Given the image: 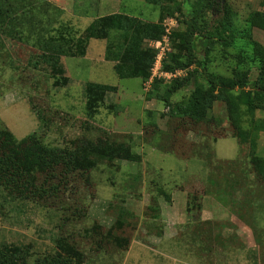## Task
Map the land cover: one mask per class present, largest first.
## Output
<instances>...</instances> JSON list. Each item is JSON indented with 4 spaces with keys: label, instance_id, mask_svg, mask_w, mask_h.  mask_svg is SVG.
<instances>
[{
    "label": "rangeland",
    "instance_id": "obj_1",
    "mask_svg": "<svg viewBox=\"0 0 264 264\" xmlns=\"http://www.w3.org/2000/svg\"><path fill=\"white\" fill-rule=\"evenodd\" d=\"M45 1L61 10L59 19L77 36L92 21L112 14L156 24L161 33L142 41L143 50L153 53L148 78H120L116 73V61L107 59V50L115 41H122L124 34L112 29L107 39H88L83 56L61 58L57 87L53 86L56 78L45 65H34L39 51L23 41L3 38L0 127L18 141L37 132L44 142L60 148L71 146L74 140L105 139L114 143L115 153L112 159H98L88 173L68 176L70 184L62 188L56 200L51 198L43 204L0 200V247L31 245L37 257L53 253L56 238L66 235L72 236L76 247L84 252L83 264H122L126 244L122 243V248L115 245L117 241L100 243L101 236L91 228L99 224L105 233L114 226L116 238L146 242L149 233H161V203L166 204V196L174 190H187L188 196L194 197L190 200L194 222L187 231H179L188 246L180 249L211 254L213 264H264V179L253 174L249 146L225 138L233 133L226 95L214 101L208 111L209 121L199 124L176 117L172 104L146 98L153 89L162 94L163 88L176 80H186V86L171 97L172 103L188 97L196 86L208 87L211 81L226 86L233 96L242 98V125L256 124L253 126L259 131L252 135L262 146L257 155L263 156L261 59L258 57V63L251 57L258 47L264 50V0H223L232 11L229 34L233 42L222 47L212 40L206 52L199 36L211 28L216 17L205 14L198 0H159L160 4L147 0ZM170 19L175 21L168 35L170 51L165 53L161 69L182 73L173 78L153 76L159 52L154 42L162 40ZM177 47L182 51L179 66L172 57ZM166 65L174 68L165 69ZM211 73L222 76L223 84L213 80ZM234 82L238 83L234 86ZM89 83L114 87L90 117ZM219 87L217 95L221 93ZM248 94L252 96L251 106L243 104ZM198 164L205 167V174L197 173ZM82 200L87 214L84 221H75L73 212ZM122 210L130 215L125 214L122 223L116 225ZM210 216L211 220H201Z\"/></svg>",
    "mask_w": 264,
    "mask_h": 264
},
{
    "label": "trees",
    "instance_id": "obj_2",
    "mask_svg": "<svg viewBox=\"0 0 264 264\" xmlns=\"http://www.w3.org/2000/svg\"><path fill=\"white\" fill-rule=\"evenodd\" d=\"M147 1L160 4L159 0ZM198 3L205 14L209 13L216 17L211 28H205V34L199 36L201 47L206 52L212 40L222 47L230 45L233 42V35L229 34L232 19L230 7L223 0H198ZM164 9L163 7V13H166ZM60 15L61 10L45 0H0V43L4 37H11L39 51L34 65H45L52 77L56 78L53 86L57 87L58 76L62 73V57L83 56L88 39H107L112 29L122 30L124 34L122 41H115L111 49L107 50V59L116 61L114 67L120 78L143 80L148 78L149 63L153 53L152 55L147 54L141 45L145 38L160 35L161 28L158 25L145 23L138 18L122 14H112L92 21L84 32L77 36L70 26L61 22ZM182 48L188 49L186 45ZM181 52V47H177L176 53L172 55L177 66L181 61L179 55ZM258 57L261 59L259 80L264 87V50L259 47L257 53L252 54L251 59L259 63ZM184 65L187 64L183 63ZM173 68L168 65L165 67V69ZM210 76L213 80L223 84L222 76L212 73ZM185 81L176 80L167 84L162 94L155 93L153 89L146 98L156 99L166 105L172 104V112L176 117L188 118L199 124L209 121L208 111L214 101L218 98L223 99L226 95L227 103H229L227 118L233 127L232 136L237 138L241 145L249 146L253 174L264 179V155H257L258 143L252 135L259 130L253 126L256 124L242 125L244 114L239 107L241 103L239 100L242 98L233 96L232 91L223 85H221V93L215 94L220 85L211 81L208 87L196 86L188 97L172 103L171 97L186 86ZM157 83L154 86H157ZM237 83L234 82L232 85L235 86ZM113 88V86L98 83L87 85V114L89 117L96 113L97 104L102 101L106 92ZM227 95H230V100ZM252 102L251 94L246 95L243 104L251 106ZM114 150V143L105 139L96 142L83 139L74 140L69 147H54L44 142L37 132L18 141L8 129L0 127V200L4 202L8 200L31 201L43 204L42 202L50 201L51 198L55 199L63 190L62 188L67 189L70 184V179H66L68 176L90 172L97 166L98 159L114 158ZM192 198L188 197L187 202L189 214L192 213L193 204L190 202ZM128 213L122 210L117 215L116 225L122 223L121 220ZM86 214L85 200L79 201L73 212L75 221L86 217ZM115 228L113 226L104 233L101 230L102 227L95 224L91 232H95L96 236H101L100 243L108 244L111 241H117L116 246L128 248L130 240L116 238L113 234ZM99 230L101 231L98 233ZM72 238V236L59 235L55 240V251L37 257H34L31 245L3 244L0 247V264H83L85 254L76 247ZM122 243L126 245L123 246ZM99 246L102 247V245Z\"/></svg>",
    "mask_w": 264,
    "mask_h": 264
},
{
    "label": "crops",
    "instance_id": "obj_3",
    "mask_svg": "<svg viewBox=\"0 0 264 264\" xmlns=\"http://www.w3.org/2000/svg\"><path fill=\"white\" fill-rule=\"evenodd\" d=\"M228 137L237 139L233 136L225 138ZM261 149L262 146L259 142L257 152L259 153ZM230 160H235V158H230ZM197 166H199L197 173L205 174V167L201 164ZM162 197L158 196L159 199ZM188 197L187 190H174L166 196V204L161 203L164 216L161 233H149L146 242L138 239L131 241L122 264H213L211 254L202 253L199 255L191 252L190 248L188 250L180 249L182 246H188L183 243L185 241L180 239L179 231L182 229L187 231L194 222L187 211ZM211 219L210 216L201 220ZM235 226L239 227L237 223ZM171 248H177L178 252H181L176 253Z\"/></svg>",
    "mask_w": 264,
    "mask_h": 264
},
{
    "label": "built area",
    "instance_id": "obj_4",
    "mask_svg": "<svg viewBox=\"0 0 264 264\" xmlns=\"http://www.w3.org/2000/svg\"><path fill=\"white\" fill-rule=\"evenodd\" d=\"M175 21L173 19H170L167 23V28H166V34L163 36L161 41H156L154 42V47L159 50L158 55H157V62L154 68L153 76L160 75L161 77H167V78H173L181 75V71H176L174 73H166L163 72L161 69V63L162 59L167 51H170L169 49V37L168 35L170 34V29L174 25ZM152 76V77H153ZM151 77V79H152ZM150 79V81H151ZM150 84H148L149 86ZM147 86V85H146Z\"/></svg>",
    "mask_w": 264,
    "mask_h": 264
}]
</instances>
